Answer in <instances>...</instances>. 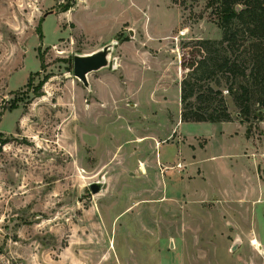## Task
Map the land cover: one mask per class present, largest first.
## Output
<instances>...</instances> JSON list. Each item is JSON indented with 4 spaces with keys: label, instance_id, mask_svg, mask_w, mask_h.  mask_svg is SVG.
Masks as SVG:
<instances>
[{
    "label": "rangeland",
    "instance_id": "1",
    "mask_svg": "<svg viewBox=\"0 0 264 264\" xmlns=\"http://www.w3.org/2000/svg\"><path fill=\"white\" fill-rule=\"evenodd\" d=\"M210 2L0 0V264H264V121L226 87L232 121L181 119ZM116 38L87 88L74 54Z\"/></svg>",
    "mask_w": 264,
    "mask_h": 264
},
{
    "label": "trees",
    "instance_id": "2",
    "mask_svg": "<svg viewBox=\"0 0 264 264\" xmlns=\"http://www.w3.org/2000/svg\"><path fill=\"white\" fill-rule=\"evenodd\" d=\"M210 3L218 4L216 13L222 38L197 40L189 57L183 55L181 119L232 121L223 91L226 87L243 121H264V0ZM38 30L42 37L41 28Z\"/></svg>",
    "mask_w": 264,
    "mask_h": 264
},
{
    "label": "water",
    "instance_id": "3",
    "mask_svg": "<svg viewBox=\"0 0 264 264\" xmlns=\"http://www.w3.org/2000/svg\"><path fill=\"white\" fill-rule=\"evenodd\" d=\"M74 1V0H72ZM133 34V29H130V35ZM119 44V40L116 38L112 42L103 45L99 49L91 53H76L73 56V70L75 76L83 82L87 88L90 87V81L88 74L93 71H98L102 68L112 67L117 68V58L113 57L115 47ZM91 192L98 193L104 187V181L99 180L92 182L89 185Z\"/></svg>",
    "mask_w": 264,
    "mask_h": 264
},
{
    "label": "crops",
    "instance_id": "4",
    "mask_svg": "<svg viewBox=\"0 0 264 264\" xmlns=\"http://www.w3.org/2000/svg\"><path fill=\"white\" fill-rule=\"evenodd\" d=\"M125 24H127V22L125 23ZM131 26L135 29V31H138V29L137 28H135L132 24H131ZM146 33V32H145ZM133 34H134V30H133ZM133 34L131 35V36H133ZM146 34H148V33H146ZM153 39H155V40H153ZM160 40H162V41H164L165 42V40H163L162 38H159V37H155V36H153V35H149V38H148V40L147 41H151V43H153V45H156L157 43H160V42H162V41H160ZM120 45V41H119V44H118V46ZM103 45H101L100 47H102ZM100 47H98L97 49H99ZM116 48H117V46L115 47V50H116ZM97 49H95V50H97ZM94 50V51H95ZM93 52V51H92ZM91 53V52H90ZM114 57H116V56H114ZM117 58V57H116ZM133 58H135V59H133ZM128 59H129V62H130V60H131V62L132 63H136L137 65H139L140 66V68H141V75L139 74V76H138V78L140 79V81H139V84H141L143 81V77H144V74H145V69H144V65L143 64H138L136 61H140L141 60V57H140V55L139 54H137V53H134L133 55H131V56H129L128 57ZM117 62H118V58H117ZM118 67V66H117ZM180 68H181V62H180ZM102 69H105V68H102ZM102 69H100V70H102ZM116 69V68H115ZM100 70H98V71H100ZM93 72H96V71H93ZM93 72H91V73H93ZM90 74V73H89ZM89 74H88V78H89ZM89 81H90V78H89ZM136 81V80H135ZM103 81H102V79L101 80H97V84L96 83H94V82H90V87H91V89H92V87L93 88H95V87H97L98 89L99 88H102V87H104V89L105 88H107L108 89V85H109V83L110 82H108V80L106 81H104L105 83H102ZM107 83V84H106ZM119 83H120V81H119ZM180 83H181V80H180ZM136 84H138V83H136ZM106 86V87H105ZM96 89V88H95ZM106 90V89H105Z\"/></svg>",
    "mask_w": 264,
    "mask_h": 264
},
{
    "label": "built area",
    "instance_id": "5",
    "mask_svg": "<svg viewBox=\"0 0 264 264\" xmlns=\"http://www.w3.org/2000/svg\"><path fill=\"white\" fill-rule=\"evenodd\" d=\"M251 244L255 247H260V243L257 238L251 239Z\"/></svg>",
    "mask_w": 264,
    "mask_h": 264
},
{
    "label": "bare ground",
    "instance_id": "6",
    "mask_svg": "<svg viewBox=\"0 0 264 264\" xmlns=\"http://www.w3.org/2000/svg\"><path fill=\"white\" fill-rule=\"evenodd\" d=\"M260 246H261V244H260Z\"/></svg>",
    "mask_w": 264,
    "mask_h": 264
}]
</instances>
